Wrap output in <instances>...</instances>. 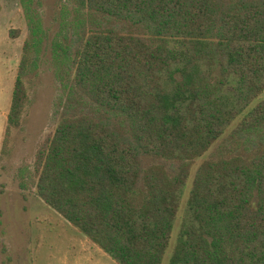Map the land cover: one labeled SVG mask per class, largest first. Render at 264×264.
Masks as SVG:
<instances>
[{
    "label": "trees",
    "instance_id": "1",
    "mask_svg": "<svg viewBox=\"0 0 264 264\" xmlns=\"http://www.w3.org/2000/svg\"><path fill=\"white\" fill-rule=\"evenodd\" d=\"M72 1L138 32L77 18L50 40L66 97L92 111L40 143L35 194L117 264H162L195 160L240 118L229 136L243 150L195 169L169 264H264V99L248 110L264 91V0ZM21 2L29 35L2 149L48 35Z\"/></svg>",
    "mask_w": 264,
    "mask_h": 264
},
{
    "label": "rangeland",
    "instance_id": "2",
    "mask_svg": "<svg viewBox=\"0 0 264 264\" xmlns=\"http://www.w3.org/2000/svg\"><path fill=\"white\" fill-rule=\"evenodd\" d=\"M32 8L40 16L48 35L37 69L25 80L28 100L20 125L11 129L2 149L8 116L5 113L9 112L12 94L5 82V68L9 65L8 59L13 60L14 48L20 61L29 31L21 0H0V264H117L35 194L33 161L40 143L53 133L61 117L92 111L91 103L81 95L76 94L70 102L57 79L50 40L59 31L61 23L82 18L88 26L114 25L123 32H138V29L124 22L109 21L100 15L77 12L72 0H32ZM99 20L101 25L97 24ZM8 34L10 43L5 40ZM263 99L264 91L248 110ZM239 119L204 156L195 160L190 178L183 188L171 241L162 264H169L197 166L204 159L216 158L221 153L231 155L243 150L244 146L236 144L229 136ZM260 135L264 140V130L258 134L257 142L262 139ZM249 150L246 155L256 151ZM21 170L23 172L20 173ZM21 183L26 187L22 188Z\"/></svg>",
    "mask_w": 264,
    "mask_h": 264
},
{
    "label": "crops",
    "instance_id": "3",
    "mask_svg": "<svg viewBox=\"0 0 264 264\" xmlns=\"http://www.w3.org/2000/svg\"><path fill=\"white\" fill-rule=\"evenodd\" d=\"M5 40H7V43H10L11 38L9 37V34H8V38H6ZM1 52L2 53H6V52H4V50H2ZM12 57H13V60H12V58L8 59V61H9L8 64L9 65L5 68L6 69L5 72H6L7 76L4 77L5 78V82L7 84V87H8V90L11 93L13 91V86H14V82H15V78H16V67H17V64H18V61H19V58H18V55H17V51H15V48H14V54L12 55ZM11 60H12V62H11ZM12 83H13V86H12ZM11 96H12V94H11ZM7 114H8V112L5 113V116H7Z\"/></svg>",
    "mask_w": 264,
    "mask_h": 264
}]
</instances>
